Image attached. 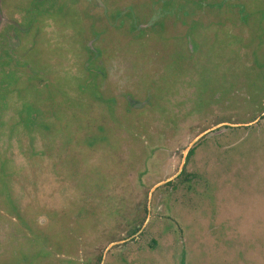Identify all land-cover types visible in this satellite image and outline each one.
I'll return each mask as SVG.
<instances>
[{"label":"rangeland","instance_id":"rangeland-1","mask_svg":"<svg viewBox=\"0 0 264 264\" xmlns=\"http://www.w3.org/2000/svg\"><path fill=\"white\" fill-rule=\"evenodd\" d=\"M146 1L0 0V264H264V0Z\"/></svg>","mask_w":264,"mask_h":264},{"label":"trees","instance_id":"trees-1","mask_svg":"<svg viewBox=\"0 0 264 264\" xmlns=\"http://www.w3.org/2000/svg\"><path fill=\"white\" fill-rule=\"evenodd\" d=\"M105 1H107V4L110 5V9L112 10L103 8L104 12H102L101 14L95 12L94 14V22L97 23L101 21L100 22L101 30L102 29L108 30L112 26L113 27L116 26L117 28L121 30H123L122 28H124V26H127V27L130 26V28L133 27V29L137 30L136 24H138L139 21L141 22L144 21L142 20L141 17H139V15H140V10L147 4L148 1L146 0L136 1L135 4H132L131 2L125 3L124 4L125 8L122 11L121 10L117 11V7L115 6V1L117 2L118 0H105ZM188 1L195 2L196 0H149V5H148L149 8L153 12V15L156 14V17H153V19L151 18L152 22L149 25H153V23L156 22L158 19H164L167 13H170V14L183 13V11L186 10L185 7L187 8ZM184 2H187V3L184 6H182L181 4ZM95 3H97V1ZM121 4H123V2H121ZM48 5H46V0H40L39 7L37 6L36 8L33 7L31 10L29 9V12H27L28 20H25V21H19L18 19L14 20V23L19 25L18 28H21V26H23V29H19V32L22 34L28 31L29 27L33 26L34 22L36 20H39L40 18L41 19L39 21L41 23L42 20L44 19L45 13L51 14L49 13ZM99 7L102 8L100 5ZM158 13L160 15H158ZM34 26L36 25L34 24ZM1 49L4 50L3 47H1L0 50ZM9 49L11 50V48L8 47L5 51ZM12 62L14 61L12 60ZM12 69L13 68L10 66V73L13 72L14 69L13 70Z\"/></svg>","mask_w":264,"mask_h":264},{"label":"flooded vegetation","instance_id":"flooded-vegetation-1","mask_svg":"<svg viewBox=\"0 0 264 264\" xmlns=\"http://www.w3.org/2000/svg\"><path fill=\"white\" fill-rule=\"evenodd\" d=\"M153 17H156V14H154V16ZM153 17H152V19H153ZM152 19L149 21V22H147L146 24L148 25V24H151V22H152ZM139 27V26H138Z\"/></svg>","mask_w":264,"mask_h":264},{"label":"water","instance_id":"water-1","mask_svg":"<svg viewBox=\"0 0 264 264\" xmlns=\"http://www.w3.org/2000/svg\"><path fill=\"white\" fill-rule=\"evenodd\" d=\"M0 20H1V15H0Z\"/></svg>","mask_w":264,"mask_h":264}]
</instances>
